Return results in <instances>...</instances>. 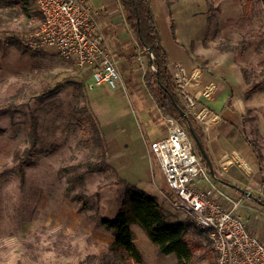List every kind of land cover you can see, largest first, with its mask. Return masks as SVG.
Returning a JSON list of instances; mask_svg holds the SVG:
<instances>
[{
	"label": "rangeland",
	"instance_id": "1",
	"mask_svg": "<svg viewBox=\"0 0 264 264\" xmlns=\"http://www.w3.org/2000/svg\"><path fill=\"white\" fill-rule=\"evenodd\" d=\"M210 2L213 20L208 40L243 58L249 67H257L256 62L264 59V0ZM23 3L6 0L0 6V264H116L109 252L113 237L99 221L114 216L127 184L118 167L123 152L116 144L115 122L129 114L139 140L145 139L135 102L151 101L142 80L146 58L141 55L140 61L135 57L132 63H123L115 91L91 89L86 74L71 62L51 52L16 47L17 39L25 46L40 22L33 2ZM248 116L249 137L260 152L264 148V118L257 112ZM35 124L32 166L25 169L21 181L12 169L13 155L29 147V130ZM93 126L105 142L104 164L94 142ZM151 143L146 151L158 169L149 149ZM161 176L156 172L159 186L139 183L135 187L155 196L169 221L189 224L190 236L215 260L209 235L172 207L170 190ZM130 231L147 264L176 263L175 256L160 255L141 228L132 225Z\"/></svg>",
	"mask_w": 264,
	"mask_h": 264
},
{
	"label": "crops",
	"instance_id": "2",
	"mask_svg": "<svg viewBox=\"0 0 264 264\" xmlns=\"http://www.w3.org/2000/svg\"><path fill=\"white\" fill-rule=\"evenodd\" d=\"M149 1L172 75L175 77L182 70L185 76L183 90H179L181 102L185 105L183 97L187 96L203 111L197 123L203 130L215 186L224 196L221 205L227 210L230 201L240 200L233 213L264 244V148L257 152L248 133V114L257 112L264 118V85L247 92L250 84L264 77L263 59L256 62L257 67H249L243 58L222 51L208 40L213 20L210 0ZM88 6L96 20L98 36L121 70L123 63L135 60L136 49L135 37L132 39L118 0H89ZM132 74L133 69L127 76ZM202 84L208 86L210 95L203 94ZM150 100L135 102L145 139L139 140L129 114L115 122L116 144L118 151L123 152L118 167L121 179L128 185L159 186L156 172L162 175L146 151L150 142L166 134L161 113L151 97ZM121 129L125 132L121 133ZM246 186L248 192H244Z\"/></svg>",
	"mask_w": 264,
	"mask_h": 264
},
{
	"label": "built area",
	"instance_id": "3",
	"mask_svg": "<svg viewBox=\"0 0 264 264\" xmlns=\"http://www.w3.org/2000/svg\"><path fill=\"white\" fill-rule=\"evenodd\" d=\"M32 1L40 22L29 35L26 47L31 52H51L71 62L86 74L91 89L115 91L120 80L118 69L98 36L89 0ZM133 42L135 57L140 61L142 50L136 40ZM174 79L178 91L183 90L182 70L176 72ZM200 89L205 96L210 95L206 84ZM183 98L187 111L199 121L203 113L200 106L187 96ZM160 119L165 137L152 142L149 149L170 190L172 207L189 217L199 231L209 235L215 264H264V244L233 213L240 200L230 201V209L222 207L220 200L224 196L209 175L207 162L195 151L188 130L166 114H161ZM249 190V186L244 188V192Z\"/></svg>",
	"mask_w": 264,
	"mask_h": 264
},
{
	"label": "trees",
	"instance_id": "4",
	"mask_svg": "<svg viewBox=\"0 0 264 264\" xmlns=\"http://www.w3.org/2000/svg\"><path fill=\"white\" fill-rule=\"evenodd\" d=\"M22 1L24 6L25 0ZM118 2L125 22L146 58L147 63L142 80L148 95L161 114L176 119L188 131L191 130L194 138L190 134L189 136L195 151L200 155L197 146L199 143L207 155L203 130L187 111L179 97L177 84L170 70L168 58L154 22L150 1L118 0ZM4 3L6 0H0V6ZM14 43L18 49L29 51L22 40L17 39ZM262 85H264V77L258 82L250 84L247 92H252ZM178 109L185 113V117L180 116ZM29 132V147L21 152H15L13 155L12 169L17 172L21 181L24 180L25 169L32 166L30 158L37 144L36 124ZM92 132L104 164L107 152L105 142L97 127L93 126ZM213 173L215 176L214 171ZM99 225L113 237L114 241L109 246V252L114 255L116 264H147L133 243L130 231L132 225L142 229L160 255L175 256V264H200L202 260H205L207 264H215L216 261V258L214 260V257L208 253L207 248L202 243L190 236L189 224L184 221H169L163 204L155 196L139 190L134 185L125 184L124 194L114 216L102 218ZM197 253H202L203 256L198 257Z\"/></svg>",
	"mask_w": 264,
	"mask_h": 264
},
{
	"label": "water",
	"instance_id": "5",
	"mask_svg": "<svg viewBox=\"0 0 264 264\" xmlns=\"http://www.w3.org/2000/svg\"><path fill=\"white\" fill-rule=\"evenodd\" d=\"M178 112H179V114H180V116H181L182 118L185 117V113H184L182 110L178 109ZM188 132H189V134L193 137L191 130H189ZM193 138H194V137H193ZM194 140H195V139H194ZM197 146H198V149H199V152H200L201 157H202V158L207 162V164H208L209 175H210L213 179H216L215 176H214V173H213V170H212V167H211V165H210V162H209V160H208L207 155L205 154L204 150L202 149V147L200 146L199 143H197ZM219 182L222 183V181H219Z\"/></svg>",
	"mask_w": 264,
	"mask_h": 264
}]
</instances>
